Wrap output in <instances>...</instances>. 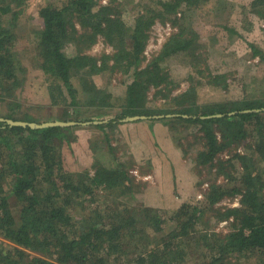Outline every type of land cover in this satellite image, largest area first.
<instances>
[{
	"label": "trees",
	"instance_id": "16d2710c",
	"mask_svg": "<svg viewBox=\"0 0 264 264\" xmlns=\"http://www.w3.org/2000/svg\"><path fill=\"white\" fill-rule=\"evenodd\" d=\"M30 1L0 0V106L6 109L0 115V264H264V92L244 94L242 86L240 95L233 96L240 81L232 60H209L197 52L199 32L191 26L192 13L210 0H138L130 24L115 0H57L58 6H41L33 32L38 67L48 80L50 105L60 111L58 119L45 122L15 100L25 80L19 76L24 69L16 60L13 29ZM250 1L251 13L264 21V0ZM230 5L217 0L215 10ZM157 22L176 30L145 62L149 32ZM232 36L242 38L219 22L210 26L205 40ZM99 39L111 52L89 55ZM246 44L264 83V43ZM114 74L121 76L117 86L110 85ZM98 76L107 81L103 88L93 81ZM183 82L188 87L176 93ZM203 83L229 97L199 103ZM90 111L114 114L80 118ZM5 120L74 124L32 129ZM144 121L169 124L171 131L175 125L193 127L202 146L196 165H214L224 183H211L201 200L184 202L169 216L127 206L101 210L98 205L86 213L84 201H95L99 192L131 190L127 164L106 168L94 161L70 173L63 147L76 141L77 131L97 130L112 152L109 132ZM237 146L243 152L216 161ZM234 197H239L237 207L215 208ZM208 212L217 222H227L225 233L199 230Z\"/></svg>",
	"mask_w": 264,
	"mask_h": 264
},
{
	"label": "rangeland",
	"instance_id": "374dc122",
	"mask_svg": "<svg viewBox=\"0 0 264 264\" xmlns=\"http://www.w3.org/2000/svg\"><path fill=\"white\" fill-rule=\"evenodd\" d=\"M109 1L103 0L102 3L106 4ZM216 1L210 0L208 4L192 13L191 26L201 34L198 33L199 48L197 52L200 55L207 56L209 60L216 58L232 60L236 70L234 75L235 77L238 76L240 81L237 84L233 83V85L235 84L233 96L240 95L242 86L244 94L251 95L255 92L257 96H260L264 92V83L261 75L255 74L257 59L251 58L246 41L263 45L264 21L251 13L250 0H228L232 7L224 8L218 13L215 10ZM115 2L119 5L123 20L127 24L133 22L135 12H132L131 9L138 0H115ZM44 4H56L58 6V1H30L13 29L16 34L14 46V52L17 53L16 60L21 63V68L24 69V73L19 76L25 80L22 89L16 91L17 97H15V100L21 104L23 111H28V114L42 122L48 119H58V112H60L50 105L46 91L48 80L38 67V50H36L33 36L34 29L39 25L38 9ZM219 22L220 24L228 23L238 34H241L242 38L232 36L231 40L221 39L215 42L205 40L210 26ZM167 24L170 26L169 29ZM175 30L168 22H157L151 28L144 53L145 62L159 52L165 40ZM102 52L110 53L111 47L101 39L87 51L92 56H97ZM68 53L72 54L69 51ZM188 71L192 73L190 69ZM93 81L99 88H103L104 83L107 82L106 79H102L100 76L94 77ZM120 81V74H114L110 85L117 86ZM187 87L186 82L181 83L176 93L184 91ZM226 97H229L228 94L204 83L198 89V101L201 104L222 101ZM4 108V104L0 106V115L5 112L6 109ZM111 114H114V111H105L102 114L90 111L89 113L83 112L79 116L81 119L94 118V120H101L111 117L109 116ZM154 122L144 121L142 123L146 126L151 124V128L154 131L157 130V138L154 134L151 133L150 135L139 129V127L133 129L125 127L126 124L119 125L115 132H109L112 152L108 151L101 132L97 130L77 131L76 141L70 147H63L64 167L70 173H80L85 170L83 169L84 166L87 167L91 162L93 164L94 161H98L100 165L106 168L116 167L117 164H123L124 166V163L127 164L125 170L131 178V190L125 194H119L117 190L110 192L109 195L103 191L99 192L95 201L90 202L89 199L84 201L83 209L86 213L89 212V209H94L98 205L101 210L127 206L135 210H139L140 207H148L153 211L160 212L162 215L169 216L184 202L201 200L203 193L211 183H224V179L217 174L214 165L203 167L196 165L195 156L202 149V146L197 142L198 139H196L193 132V127L175 125L174 131H171L169 124L162 125V123ZM135 139H140V141H134ZM235 151L243 152L242 146L223 152L217 157L216 161L227 159ZM238 202L239 197L225 198L215 208L237 207ZM11 205L14 211H17L14 201H11ZM77 209H80V207ZM72 213L75 216L78 214L76 209ZM217 221L213 214L208 212L203 215L201 219L202 226L199 230L207 233H225L228 227L227 222ZM243 264H255V262Z\"/></svg>",
	"mask_w": 264,
	"mask_h": 264
},
{
	"label": "water",
	"instance_id": "95a60500",
	"mask_svg": "<svg viewBox=\"0 0 264 264\" xmlns=\"http://www.w3.org/2000/svg\"><path fill=\"white\" fill-rule=\"evenodd\" d=\"M138 118H130L128 119L129 121L135 120ZM2 120V119H0ZM7 123H9L10 125H14V126H22V127H29V128H42V127H48V126H69V125H73L74 123H63V122H51V123H42V124H34V123H24V122H20V121H11V120H5Z\"/></svg>",
	"mask_w": 264,
	"mask_h": 264
},
{
	"label": "crops",
	"instance_id": "0c3cea01",
	"mask_svg": "<svg viewBox=\"0 0 264 264\" xmlns=\"http://www.w3.org/2000/svg\"><path fill=\"white\" fill-rule=\"evenodd\" d=\"M157 124V123H156ZM161 124V123H159ZM163 125V124H162ZM125 127H130V129H133V128H136V127H139V129H142L144 130L146 133H149L151 135L154 134L157 138V135H156V131L157 130H153L152 125H149V126H146L145 124H143L142 122H138V123H129V124H126ZM155 129H157V127H155ZM143 138V137H142ZM134 141H140V139H135ZM158 143V142H157Z\"/></svg>",
	"mask_w": 264,
	"mask_h": 264
},
{
	"label": "built area",
	"instance_id": "2783aa9c",
	"mask_svg": "<svg viewBox=\"0 0 264 264\" xmlns=\"http://www.w3.org/2000/svg\"><path fill=\"white\" fill-rule=\"evenodd\" d=\"M167 28L169 29L170 28V26L167 24Z\"/></svg>",
	"mask_w": 264,
	"mask_h": 264
}]
</instances>
